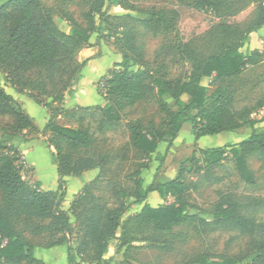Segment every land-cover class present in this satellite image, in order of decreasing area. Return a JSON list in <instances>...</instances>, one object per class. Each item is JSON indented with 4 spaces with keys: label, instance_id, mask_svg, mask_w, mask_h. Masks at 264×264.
<instances>
[{
    "label": "trees",
    "instance_id": "1",
    "mask_svg": "<svg viewBox=\"0 0 264 264\" xmlns=\"http://www.w3.org/2000/svg\"><path fill=\"white\" fill-rule=\"evenodd\" d=\"M45 1L9 0L0 4V116L10 121L6 128L0 129V141L7 144L2 147L5 152H0V264H43L34 257L37 246L24 240L16 229L19 223L34 225V231L38 232L41 228L36 221H47L46 231L61 234L49 246L69 243L70 215L59 208L66 195L63 178L78 176L94 168L99 169V176L103 175L105 166H110L111 162L108 155L97 154L98 143L105 142L121 129V112L135 107L153 92L159 99H171L176 107L171 111L166 105L161 106L165 112L163 131L159 132L152 121L146 125L137 120L126 121L123 126L128 142L145 158L155 154L160 142L172 146L186 123L191 126L195 142L205 136L243 127L250 129V135L235 145L192 151L180 163L173 178L160 177L147 188L143 187L138 171L134 172L130 191L115 188V203L95 202L91 193L95 182L86 185L70 208L82 235L77 249L73 251L68 245L67 263L107 264L104 255L114 240L129 247L135 241L132 234L145 227H150L155 234H163L200 221L203 212L190 202V196L206 202L213 194L220 200L211 213L213 224L237 229L242 234L264 233V223L243 218L235 204L221 201L223 195L217 188L231 178L229 172H224L227 160L234 164L239 177L251 184L244 153L259 152L264 156V127H256L264 121V116L260 120L252 119V114L264 107V100L236 108L232 92L234 79L246 68L256 65L262 56L258 51L249 54L240 51L254 30L245 34L237 45L206 58L180 49L188 64L187 70L170 62L160 64L153 73L140 59L132 33L134 27H131L116 38L122 49V61L114 64L113 70L102 80V104L62 111L60 116L65 123L60 124L52 106L64 104L74 96L88 62H79L77 55L90 47L92 35L101 31V27L94 30L91 24L94 16H105L107 5L106 0H81L78 5H85L82 16L88 24L82 26L69 11L74 4L72 0H53L57 14L67 23L68 30L64 31ZM194 2L198 8L211 4V0ZM169 14L172 18H167L162 11H152L137 23L156 34L173 27L176 13ZM258 16L257 28L264 23V10ZM203 79L209 80L207 86L201 84ZM5 87L32 100L31 94L35 93L37 104H42L40 97L47 98L44 108L50 112V118L41 132ZM209 88H214L212 93ZM183 95L188 97L187 102L181 100ZM23 131L45 137L57 168L58 190L43 191L39 185L32 187L22 178L20 154L13 142ZM155 158L162 161L159 155ZM150 193H155L161 200L171 199V202L151 207L145 203ZM129 203L140 205V209L121 224ZM77 207L80 211H73ZM118 231L119 237L116 236ZM250 251L247 264H264V238L252 240ZM196 264H237V261L233 258H202Z\"/></svg>",
    "mask_w": 264,
    "mask_h": 264
},
{
    "label": "rangeland",
    "instance_id": "2",
    "mask_svg": "<svg viewBox=\"0 0 264 264\" xmlns=\"http://www.w3.org/2000/svg\"><path fill=\"white\" fill-rule=\"evenodd\" d=\"M7 1L9 0H2L0 4ZM72 1L74 4L70 6L69 11L73 18L82 26L88 25L82 16L85 5H78L82 3L81 0ZM45 4L55 12L54 18L58 26L67 31V23L57 14L54 1L47 0ZM106 5L105 16L93 18L92 28L96 30L101 27V31L92 35L91 46L88 48L95 50L93 56L95 60L92 63L96 64L105 58L108 59V70L97 83L88 85L84 89L82 95L88 100L87 106L68 105L67 101L52 106L58 123H65L60 116L62 111L102 104L100 95L102 80L113 70L114 64L122 61V49L116 38L131 27H134L132 33L135 46L140 51V59L153 73H156L160 64L170 62L182 65L184 70H187L188 64L183 60L180 49L191 51L198 58H206L212 53L237 45L242 37L253 29L240 51L244 54L258 51L262 56L256 65L246 68L238 78L234 79L233 99L236 108L245 103L253 104L255 101L264 100V23L259 28L256 27L259 12L264 10V0H211L210 5L202 8H198L194 0H106ZM152 11H162L167 18H172L169 13L175 12L173 27L169 30L162 29L156 34L143 29L137 21L145 18ZM77 60L79 62L84 60L80 53L77 55ZM176 68L178 69V66ZM208 83V79H203L201 82L204 86ZM5 90L17 100L41 132L46 124L45 120L50 118V112L44 108L48 102L47 98L40 97L42 104H37L35 93L31 94L34 99L32 100L16 94L10 87H5ZM213 90L214 88H209V93ZM181 100L187 102L188 97L183 95ZM163 104L171 111L176 110L171 99L167 97L159 99L153 92L135 107L121 112L119 114L121 129L118 133L110 135L105 142L98 143L95 148L97 154L109 156L111 165L105 166L101 176L99 169L94 168L78 176H71L70 185L65 183V188L71 196L65 199L59 208L70 215L71 233L68 244L49 246L61 234H51L46 231L44 227L47 221H36V225L41 228L38 232L34 231V225L22 223L16 225L24 240L37 246L34 252L37 260L43 264H68L67 247L70 245L73 251L77 249L82 235L70 208L73 200L81 194L86 185L95 182L91 189L95 202L115 203L113 200L115 188L121 187L130 191L134 172L138 171L143 187L147 188L160 177L173 178L180 163L187 159L192 151L198 148H213L221 144L216 142L218 136H209V140H202L198 144L200 139L195 142L191 126L186 123L180 130L181 142L176 147L170 146L171 148L161 150L162 161H157L155 156L145 158L139 155L128 142L123 126L126 121L137 120L143 125L152 121L155 128L162 132L165 121V112L161 109ZM263 116L264 107L252 114V119L260 120ZM9 123L8 118L0 116V129L6 128ZM256 127H264V121ZM221 135L219 136L223 139H232L238 144L250 135V129L243 127ZM189 136L192 137L191 142ZM188 143L195 144L192 146ZM13 146L20 154L19 167L22 178L32 187L40 184L38 181L41 176L38 174L46 172L44 159L54 163L52 149L46 145L45 137L31 131H23L16 135ZM2 147H7V144L0 141V152H5ZM36 153L42 154L39 164H36L34 158ZM244 159L252 183L244 182L237 174L234 164L227 160L224 163V172H229L231 178L217 187L223 195L221 201L235 204L243 218L255 223H264V156L259 152H245ZM187 177L189 178L190 175ZM189 200L202 210L200 221L175 227L163 234H155L150 227H145L132 234L135 241L129 247L121 246L117 240L112 241L108 252L104 255V260L107 264H196L202 258H233L237 264L249 263L250 242L264 238V233L242 234L237 229L213 224L211 213L220 202L213 194H210L206 202L200 201L195 196H190ZM170 202L171 199L161 200L155 193L148 194L145 200V203L151 207ZM139 209L140 205L129 203L120 223L122 224ZM73 211H80V207ZM133 227L131 225V229ZM116 236H120V231ZM77 261L79 262V257Z\"/></svg>",
    "mask_w": 264,
    "mask_h": 264
},
{
    "label": "crops",
    "instance_id": "3",
    "mask_svg": "<svg viewBox=\"0 0 264 264\" xmlns=\"http://www.w3.org/2000/svg\"><path fill=\"white\" fill-rule=\"evenodd\" d=\"M94 49L92 48H86L83 49L80 54L83 57L84 60H88V62L86 63V66L83 68L82 70V77L78 83V85L76 86V91L74 93V96L70 99L67 100L68 105H77L79 107L81 106H87L88 105V100L86 99V97H83V91L84 89H86V86L91 85V84H95L97 83L102 77H104V73L108 67L107 60L108 59H103L101 62H97L96 64L92 63L95 59L93 58L94 56ZM83 60V61H84ZM117 64V63H116ZM186 96V95H184ZM28 99V98H27ZM48 120V119H47ZM47 120H45V123L47 122ZM191 128V127H190ZM227 133H231V132H223L214 136H218L216 138H218V141H216L217 143H221L218 144L216 147H221L223 145V143H229L231 145L237 143L236 141L232 140V139H223V137H220L219 135L221 134H227ZM222 136V135H221ZM209 136L208 137H203L202 139H200V141L198 142V144H200L203 141L209 140ZM223 140H222V139ZM189 140L191 142L192 137L189 136ZM181 142V137H180V132L178 134V136L176 137V139L173 141V147H176L179 143ZM192 146H194L195 143H188ZM171 146V147H172ZM171 148L168 146L167 143L165 142H160L158 144V147L156 149L155 154H153L152 156H162L160 155L161 150L166 149V148ZM41 153H36L34 158L36 159V164H39L41 162ZM33 158V159H34ZM44 159V157H43ZM45 163H46V172L45 173H39L38 175H40L41 177L39 178V188L43 191H56L57 190V186H58V175H57V168L56 165L53 162H47L44 159ZM37 166V165H36ZM42 166V165H41ZM40 167V166H39ZM71 176L69 177H65L63 178V181L66 183H69V180H71ZM71 195H69V192L66 190V195H65V199H69ZM64 199V200H65Z\"/></svg>",
    "mask_w": 264,
    "mask_h": 264
}]
</instances>
